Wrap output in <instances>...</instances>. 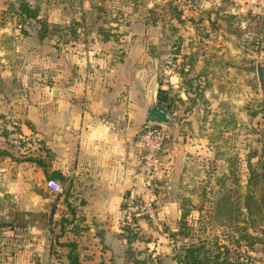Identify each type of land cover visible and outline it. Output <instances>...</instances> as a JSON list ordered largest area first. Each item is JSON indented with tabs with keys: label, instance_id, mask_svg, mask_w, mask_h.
Here are the masks:
<instances>
[{
	"label": "crops",
	"instance_id": "1",
	"mask_svg": "<svg viewBox=\"0 0 264 264\" xmlns=\"http://www.w3.org/2000/svg\"><path fill=\"white\" fill-rule=\"evenodd\" d=\"M231 1L236 12L250 8L245 0ZM205 22L202 19L192 24ZM49 36L50 33L42 37L41 42ZM222 36L221 33L186 32L182 34V39L209 42L213 45L211 52L216 54L222 52L217 51V42ZM52 49L40 47L39 59L44 68L51 62L55 66L54 73H51L54 74L53 83L48 85L44 81H32L22 96L17 94L22 83L16 84L13 93L5 99L14 128L7 139L11 137L12 141L19 142L10 148L0 146L7 152L0 155V163L19 170L15 178L17 182L21 181L25 186L38 182L43 190L47 169L51 170L50 179L53 178V171L62 174L66 178V182L62 183L64 188L67 182L70 183L67 201L75 206V214L81 224L73 228L72 235L68 227L60 232L59 226L48 228L41 224L39 218L34 221L29 216L24 232L32 234L18 248L30 252L28 264H68L66 249L57 258V254L53 256L49 252L51 238L47 239V234L52 232L57 235V242L73 239L77 243V264H131L124 257L126 233L118 224L125 199L128 196L155 199L156 212L168 215L174 201V188L191 184L194 181L192 178L196 179L198 170L202 165L205 167L208 160L217 162V114L211 116L207 112L209 107H215L225 97L221 89L224 81L222 70L203 65L200 60L193 70L190 68L187 71V67H183L180 74L171 69L165 71L161 79L157 64L147 63L150 58L138 38L132 41L121 57L109 59L112 62L108 61L106 65H101L102 60H99V64L88 67V59L83 61L82 66L83 63L71 51L65 54L63 49L55 48L52 53ZM2 61L0 56V77ZM192 71L194 77L188 76ZM196 83L201 89L193 92L195 87L190 86ZM158 86L169 87L176 92L179 104L191 103L193 107L183 118H174L175 109L169 113L170 123L165 125L168 130L166 148L161 154V165L156 175L160 182L157 186L159 190L154 194L144 182L137 134L141 125L150 121L149 110L157 104ZM2 89L1 80L0 98L4 99ZM200 106L206 107V110ZM211 111L216 110L211 108L209 113ZM101 120H107L112 125H104ZM12 151L21 154V158L37 157L46 168L21 158H18L19 161L10 158L16 155ZM53 179L59 182L57 178ZM64 188L56 193L55 200L56 208L62 212L67 204L63 199ZM21 194L27 196L28 201H42L30 191ZM38 211L44 217L46 210L39 208Z\"/></svg>",
	"mask_w": 264,
	"mask_h": 264
},
{
	"label": "rangeland",
	"instance_id": "2",
	"mask_svg": "<svg viewBox=\"0 0 264 264\" xmlns=\"http://www.w3.org/2000/svg\"><path fill=\"white\" fill-rule=\"evenodd\" d=\"M18 1L0 0V6L4 7V11H0V56L3 58L0 80L4 97L0 98V146L5 148L16 146L19 142L12 141L11 137L7 139L9 132L14 128L12 129L5 99L13 93L16 84L22 83L20 91H17V94L22 96L26 86L32 81H44L48 85L53 83L54 74L51 73H54L55 66L51 62L46 68L42 67L40 47H51L53 53L57 43L59 49H63L65 54L71 51L80 63L89 59L90 67L91 64H99V60H102L101 65H106L108 61L111 63L109 59L117 58L120 52H124L132 41L138 38L145 48H154L157 59L150 58L147 63L157 64V71L161 72L162 79L166 74L164 70H168L166 65L172 67L171 39L175 36L186 32L223 35L221 41L217 42V51L222 52L216 54L211 52L213 45L209 42L183 40L179 43V54L182 52L185 55L177 58L175 63V66L182 64L193 70L201 60L203 65L216 67L217 71L219 68L222 70L224 81L221 89L225 97L215 107H209L216 111L209 113L208 109L207 112V115L211 116L217 114V162L208 160L205 167L202 165L201 169H197L199 173L197 172L196 179L192 178L194 181L191 184L174 188V201L168 215L163 216L155 212L154 218L142 215L128 225H124L121 219L118 224L122 231H129L124 257L131 264L174 263L170 258L173 244L168 232L176 230L180 213L187 209H190L187 223L191 227L192 236H216L219 240H224L226 234H232L230 230L220 226L219 221L214 220L210 206L211 201L225 188L235 189L231 194L233 196L244 193L246 159L254 161L255 157H251L250 152L259 150L264 142V99L255 74V63L264 64V31H261V28L251 31L250 26L255 18L264 20V16L250 10L236 12L231 0H25L31 7H37V17L21 22L15 11ZM202 19L207 22L192 24ZM68 26L76 28L75 36H70L66 31L68 37L61 38L59 34ZM44 28L49 31L50 36L41 42L42 38H38V34ZM100 29L106 30L105 33L111 30L113 38L101 41L100 35L96 33ZM44 69L46 71L43 74ZM188 76L194 77V71ZM190 87H195L193 91L196 92L198 83ZM192 107L191 103L174 102V118H183L186 113L192 111ZM201 108L206 110V107ZM4 133L6 136L3 137ZM211 141L213 142L212 139ZM14 154L16 155L13 157L16 158L22 156ZM18 171L15 167L0 163V224L8 220V212L21 213L24 221L23 226L14 228L16 235L13 236H4L2 231L7 228L0 227V264H8L5 260L6 254L21 247L22 242L25 244L28 235L32 234L24 232L29 216L34 218V221L39 218L41 224L53 229L58 226L61 215V210L56 206L53 207L54 216L50 213L51 207L55 205L57 192L45 188L43 190L38 182L31 186L17 182L15 178ZM50 172V169L46 170L45 179H49ZM221 180L222 188H219ZM158 183L160 182L156 177L148 187L151 193L158 192ZM28 191L38 195L42 201H28V197L21 194ZM145 201L154 203L155 199ZM39 208L46 210L44 217L42 212L38 211ZM54 235L55 233L48 232L47 239L50 236L49 252L53 256L57 254V258L65 249L55 244ZM261 235L264 237V231ZM181 241L185 240L179 238L175 245ZM165 248L168 249L167 252L164 251ZM252 255L264 260V238L261 243L253 246ZM134 260L139 262L134 263Z\"/></svg>",
	"mask_w": 264,
	"mask_h": 264
},
{
	"label": "trees",
	"instance_id": "3",
	"mask_svg": "<svg viewBox=\"0 0 264 264\" xmlns=\"http://www.w3.org/2000/svg\"><path fill=\"white\" fill-rule=\"evenodd\" d=\"M0 11H4V7L2 8L0 6ZM15 11L20 17L21 22L25 19H34L37 17V7H31L25 0L18 1ZM250 26L251 31H255L259 28H261V31H264V20H258L255 18ZM40 31L41 32L38 34V38L45 37L49 34V31L45 28ZM66 31L70 36H75L76 34V28L68 26L62 34H59L61 38L63 36L66 38L68 37L66 36ZM105 31L106 30L100 29L96 33L100 35L101 41L111 40L113 38L111 30L109 32L107 30L106 33ZM171 40L173 42L171 53L172 67L166 65L165 68H168V70L173 69L181 74L183 72V67L185 66L182 64L175 66V63L177 58H182L185 55L182 52L179 54V43L183 41L182 34L175 36V38ZM54 47L59 49L57 43ZM123 53L124 52H120L117 57H121ZM146 53L149 58L157 59L154 54L155 50L152 46L146 48ZM189 69L190 67L188 66L187 71ZM168 70H164V72ZM198 89H201L199 84L196 90ZM175 93L176 92H172L169 87L161 88L158 86L156 89L157 107L171 114L173 112L172 104L174 103V100L178 102L180 101ZM2 136H6L5 133ZM4 154H7L5 149H0V155ZM250 155L251 157H255V160L250 161L249 158L246 159L247 176L245 180L246 189L244 193L233 196L231 194H233L235 189L225 188L218 197L211 201L212 205L210 207L213 210V216L215 217L214 220L219 221V225L230 230L232 234H226L224 240H219L216 236H192L191 227L187 223V216L189 215L190 209L181 212L180 217L177 220L176 230L168 232L169 239L173 244L170 258L175 264H264V260L256 258L252 255L253 246L257 243H261L264 238L261 235L264 231V142L260 146L259 150H252ZM8 156H10V154H8ZM10 158L19 161L16 157L10 156ZM21 159L31 161L44 169L46 168L44 162L37 157H24ZM51 176L53 178H57L61 184L66 182V178L59 172L53 171ZM69 185L70 183L67 182L63 191L64 201H67V198L70 197ZM236 185L235 188H237ZM218 187L222 188V180L219 182ZM203 192L205 191L203 190ZM72 204L73 203L67 201V204L64 206V211L59 213L61 215L58 219V226L60 232H62L64 228L68 227V231L74 235L73 228L78 227L81 224V220L76 216V209ZM53 207L55 208L54 204L50 210L51 215L53 214ZM7 215L8 220L0 224V227L4 226L7 228L2 231V234L4 236L16 235L14 228L23 226V215L17 211L11 213L8 212ZM67 216H69V218ZM124 232L126 233L125 239L127 242L129 241V231L124 230ZM54 237L55 244L66 249L65 255L68 264H77V243L73 239L65 242H57V235ZM179 238L185 241H181L180 244L175 245ZM29 253L30 252H26L22 248L12 249L8 254H6L5 260L13 264H28L27 259L30 256ZM133 262L137 263L139 261L134 260Z\"/></svg>",
	"mask_w": 264,
	"mask_h": 264
},
{
	"label": "built area",
	"instance_id": "4",
	"mask_svg": "<svg viewBox=\"0 0 264 264\" xmlns=\"http://www.w3.org/2000/svg\"><path fill=\"white\" fill-rule=\"evenodd\" d=\"M245 3L249 4V10L264 16V0H245ZM101 122L107 126L112 125L107 120H101ZM137 136L141 147L140 161L144 182L146 187H150L161 165V154L166 148L168 130L160 122L145 121L139 128ZM44 188L59 193L64 186L54 179H47L44 182ZM153 204L136 196H128L122 206V223L128 225L133 219L140 218L142 215L154 218L156 207Z\"/></svg>",
	"mask_w": 264,
	"mask_h": 264
},
{
	"label": "water",
	"instance_id": "5",
	"mask_svg": "<svg viewBox=\"0 0 264 264\" xmlns=\"http://www.w3.org/2000/svg\"><path fill=\"white\" fill-rule=\"evenodd\" d=\"M255 74L258 81L259 89L264 99V64H262L261 62L255 63ZM149 120L154 122H160L163 125H168L170 123V114L157 107V105H153L149 110ZM164 251L167 252L168 249L165 248Z\"/></svg>",
	"mask_w": 264,
	"mask_h": 264
}]
</instances>
